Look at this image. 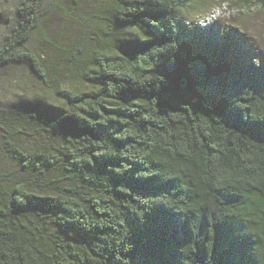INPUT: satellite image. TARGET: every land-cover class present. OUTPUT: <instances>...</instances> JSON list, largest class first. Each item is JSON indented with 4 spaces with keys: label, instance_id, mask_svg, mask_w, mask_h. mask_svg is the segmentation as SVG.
Segmentation results:
<instances>
[{
    "label": "trees",
    "instance_id": "1",
    "mask_svg": "<svg viewBox=\"0 0 264 264\" xmlns=\"http://www.w3.org/2000/svg\"><path fill=\"white\" fill-rule=\"evenodd\" d=\"M226 1L109 0L111 41L64 74L31 42L47 0H13L0 71L49 97L0 107V264H264V60L202 24Z\"/></svg>",
    "mask_w": 264,
    "mask_h": 264
},
{
    "label": "rangeland",
    "instance_id": "2",
    "mask_svg": "<svg viewBox=\"0 0 264 264\" xmlns=\"http://www.w3.org/2000/svg\"><path fill=\"white\" fill-rule=\"evenodd\" d=\"M53 1L55 4L52 3ZM108 1L63 0L62 3H58L57 0H47V10L42 22L44 34L36 32L31 40L32 45L39 48V52L44 50L48 53L49 62H56L65 70L61 71L64 74L73 71L77 65L84 68L88 63L87 50L106 46L107 42L111 41L108 34L91 23V17L108 16V13L104 12V4ZM230 4L231 0H227L215 8L219 22L222 25L231 24L244 31L248 35L252 51H256V57L264 60V7L251 4L249 9L248 7H230ZM13 8V0H0L2 15L0 29L5 26L4 19L11 14ZM73 46L74 51H62L64 48L71 49ZM21 87L24 89L22 90ZM44 96L49 97V91L34 74L29 72L26 65L13 64L0 71V107H15L21 102H36ZM0 125L3 126L0 128V170L10 171L11 175L16 176L18 175L16 165L7 158L1 147V141L4 137L6 139L3 128H12V126L3 119H0Z\"/></svg>",
    "mask_w": 264,
    "mask_h": 264
},
{
    "label": "clouds",
    "instance_id": "3",
    "mask_svg": "<svg viewBox=\"0 0 264 264\" xmlns=\"http://www.w3.org/2000/svg\"><path fill=\"white\" fill-rule=\"evenodd\" d=\"M215 10H217V9H213V10L207 15V17H206V18L203 20V22H202L203 25H205L204 22L206 21V19H207L212 13L215 12ZM217 16H218V15H216V17H215L210 23H206V24H211V23H213L214 20L217 19Z\"/></svg>",
    "mask_w": 264,
    "mask_h": 264
},
{
    "label": "built area",
    "instance_id": "4",
    "mask_svg": "<svg viewBox=\"0 0 264 264\" xmlns=\"http://www.w3.org/2000/svg\"><path fill=\"white\" fill-rule=\"evenodd\" d=\"M216 13L214 12V13H212L207 19H206V21L204 22L205 24L206 23H210L215 17H216Z\"/></svg>",
    "mask_w": 264,
    "mask_h": 264
}]
</instances>
